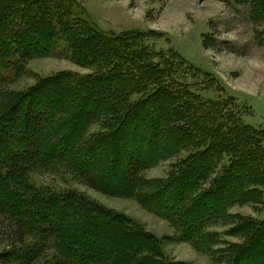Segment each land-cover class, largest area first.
<instances>
[{
  "label": "trees",
  "instance_id": "16d2710c",
  "mask_svg": "<svg viewBox=\"0 0 264 264\" xmlns=\"http://www.w3.org/2000/svg\"><path fill=\"white\" fill-rule=\"evenodd\" d=\"M214 1L264 21V0ZM156 35L102 30L76 0H0V264H33L47 246L51 264H170L162 240L126 216L73 191L30 187L39 170L134 200L211 264H264V218L230 213L264 204V130L192 91L185 61L148 45ZM254 43L264 47V35ZM59 49L90 72L4 89L10 73ZM176 157L166 178L146 177Z\"/></svg>",
  "mask_w": 264,
  "mask_h": 264
},
{
  "label": "rangeland",
  "instance_id": "374dc122",
  "mask_svg": "<svg viewBox=\"0 0 264 264\" xmlns=\"http://www.w3.org/2000/svg\"><path fill=\"white\" fill-rule=\"evenodd\" d=\"M97 26L105 31H153L147 39L154 51L176 59L179 55L188 65L184 80L200 98L228 101L244 124L264 130V47L254 43V35H264V21H250L245 9L227 7L214 0H76ZM55 50L53 55L27 62L19 76L9 74L4 85L10 91H23L38 79L58 72L81 75L90 70L72 63L68 56ZM61 53V54H60ZM175 61V60H174ZM99 124L90 133L100 131ZM184 155V154H181ZM178 157L159 163L146 173L149 179H164ZM27 184L34 189L53 193L68 191L85 196L105 209L120 213L148 233L162 240V249L170 264H211L210 259L178 239L170 224L129 198L103 195L88 188L65 171H36ZM231 214L254 219L264 218V204L234 206ZM228 227H213L223 233ZM238 243L240 239L222 236ZM6 247L0 239V251ZM33 264H51L56 251L49 246Z\"/></svg>",
  "mask_w": 264,
  "mask_h": 264
}]
</instances>
